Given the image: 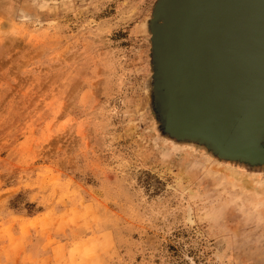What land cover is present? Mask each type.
Listing matches in <instances>:
<instances>
[{"label":"rangeland","instance_id":"1","mask_svg":"<svg viewBox=\"0 0 264 264\" xmlns=\"http://www.w3.org/2000/svg\"><path fill=\"white\" fill-rule=\"evenodd\" d=\"M166 3L0 0V264H264V131L168 127Z\"/></svg>","mask_w":264,"mask_h":264},{"label":"water","instance_id":"2","mask_svg":"<svg viewBox=\"0 0 264 264\" xmlns=\"http://www.w3.org/2000/svg\"><path fill=\"white\" fill-rule=\"evenodd\" d=\"M159 73L168 127L254 157L264 131V0H165Z\"/></svg>","mask_w":264,"mask_h":264},{"label":"bare ground","instance_id":"3","mask_svg":"<svg viewBox=\"0 0 264 264\" xmlns=\"http://www.w3.org/2000/svg\"><path fill=\"white\" fill-rule=\"evenodd\" d=\"M174 145H177V144H175V143H173Z\"/></svg>","mask_w":264,"mask_h":264}]
</instances>
